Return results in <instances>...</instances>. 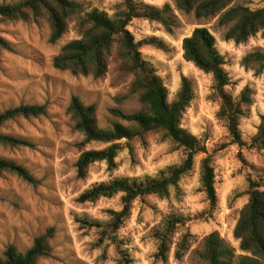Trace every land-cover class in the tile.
I'll use <instances>...</instances> for the list:
<instances>
[{"label":"rangeland","instance_id":"374dc122","mask_svg":"<svg viewBox=\"0 0 264 264\" xmlns=\"http://www.w3.org/2000/svg\"><path fill=\"white\" fill-rule=\"evenodd\" d=\"M22 0H0V5ZM85 8H99L113 15L123 10L126 0H73ZM163 8L170 6L172 23L168 27L144 18L134 19L129 30L140 44L142 59L149 63L168 89L169 101L175 100L182 78H188L195 99L184 115L182 127L201 140L206 153L195 157L193 170L185 175L170 197L155 196L137 200L131 215L111 239L104 227L86 225L109 222L111 212L122 211L121 195L97 203L81 204L80 195L96 183L116 177L154 178L173 166L181 165L187 152L174 145L163 133L152 131L133 141H123L117 167L105 163L93 165L87 178L77 177L76 163L86 150H101L108 145L93 143L81 147L83 140L74 129L69 107L74 96L97 109L99 126L111 128L123 123L113 111L126 114L141 109L140 94L134 87L135 75L124 61L118 44L113 49L108 73L101 78L74 76L53 65L54 58L69 42L80 38L76 19L56 44L50 43L49 23L0 24V34L12 45L0 58V114L21 105L45 106L39 118L9 121L2 133L23 139L33 147L1 148L0 157L29 171L35 183L11 173L0 175V259L11 245L20 252L29 250L35 240L54 228L51 255L39 264H193V255L202 239L218 232L230 248L242 254L234 236L241 211L249 200L252 183L264 191V145L253 141L264 116V75L256 76L241 62L249 53L264 52V37L258 34L237 45L224 40L227 28L218 26V18L197 19L176 7L175 0H132ZM237 5L256 10L264 0H236ZM205 27L217 40L225 57L232 84L227 91L240 99L251 90L252 105L245 109L240 130L244 146L232 142L226 123L218 114L222 101L214 79L183 58L182 43L195 29ZM210 157L216 172L217 203L210 205L201 183V162ZM170 213L186 217L193 245L185 255L176 257L182 232L175 234L166 262L155 259L156 242L151 231ZM121 253L125 254V257Z\"/></svg>","mask_w":264,"mask_h":264},{"label":"trees","instance_id":"16d2710c","mask_svg":"<svg viewBox=\"0 0 264 264\" xmlns=\"http://www.w3.org/2000/svg\"><path fill=\"white\" fill-rule=\"evenodd\" d=\"M175 2L179 10L194 14L198 20L218 18V26L227 28L225 41L241 45L258 34L264 37V7L252 10L235 4L236 0ZM73 18L77 21L80 38L62 48L52 62L54 67L74 76H91L95 79L104 77L109 70L113 49L118 44L124 61L135 75L134 87L140 94L142 104L141 109L132 114L113 111L127 124L114 123L111 128H101L96 107L85 105L77 96L72 98L69 114L74 122V129L83 138L80 146L86 147L93 143L108 145L101 150L82 152L76 163L77 177L82 180L87 178L91 167L97 163H105L109 170L116 169L123 141H133L152 131L163 133L174 145L187 152L181 165L170 167L157 177H116L96 183L80 195L78 202L81 204L97 203L102 199L121 195L122 211H112L109 222H94L85 218L81 221L86 225L104 227L111 239L131 215L137 200L151 196L169 198L171 190L178 187L182 178L193 170L195 157L207 150L199 138L182 127L184 115L195 99L192 82L183 77L175 100L170 102L167 87L156 70L142 59L140 44L135 42V37L128 28L138 18L168 27L172 23L170 6L157 8L143 2L126 0L124 9L111 15L99 8H85L73 0H22L15 4L0 5V24L46 20L51 28V44H56L63 38ZM182 50L187 63L213 77L215 89L222 101L218 117L226 123L232 142L244 146L240 123L245 109L252 105L251 90H244L240 99H234L227 91L226 88L231 86L232 81L226 70L225 57L218 50L216 38L205 27L195 29L190 37L185 38ZM4 51H12V45L0 34V58ZM241 64L256 76L264 75V52L247 54ZM45 114V106L38 105H21L0 114V149L33 147L26 140L2 133V129L9 121L39 118ZM253 141L264 145V116ZM3 173H11L26 182L35 183L25 168L0 157V175ZM201 183L210 205L216 206V172L210 157L201 162ZM188 221L180 213H170L151 231V238L157 245L154 256L156 260H168L178 230L184 231L177 243L176 257L181 259L191 249L193 236L185 231ZM234 236L240 241L242 254H237L230 248L218 232H212L202 239L195 250L193 264H264V191L259 184L251 185L249 200L241 211ZM54 237V228L48 229L24 253L13 245L9 246L0 259V264H39L41 259L51 255V240ZM121 254L125 257L124 253Z\"/></svg>","mask_w":264,"mask_h":264}]
</instances>
